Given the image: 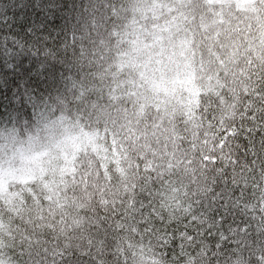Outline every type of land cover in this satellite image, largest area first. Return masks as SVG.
Here are the masks:
<instances>
[{
  "label": "snow or ice",
  "instance_id": "6c2138e0",
  "mask_svg": "<svg viewBox=\"0 0 264 264\" xmlns=\"http://www.w3.org/2000/svg\"><path fill=\"white\" fill-rule=\"evenodd\" d=\"M0 264H264V0H0Z\"/></svg>",
  "mask_w": 264,
  "mask_h": 264
}]
</instances>
